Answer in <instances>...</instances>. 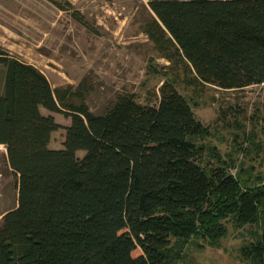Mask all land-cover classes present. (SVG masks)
<instances>
[{"label": "trees", "instance_id": "1", "mask_svg": "<svg viewBox=\"0 0 264 264\" xmlns=\"http://www.w3.org/2000/svg\"><path fill=\"white\" fill-rule=\"evenodd\" d=\"M146 3V34L197 83L264 82V0ZM0 66V144L17 177L16 205L0 218V264H176L192 240L217 246L227 222L257 228L240 252L264 264V179L243 164L231 172L235 159L203 143L211 131L174 77L155 103L119 94L95 113L2 47Z\"/></svg>", "mask_w": 264, "mask_h": 264}, {"label": "rangeland", "instance_id": "2", "mask_svg": "<svg viewBox=\"0 0 264 264\" xmlns=\"http://www.w3.org/2000/svg\"><path fill=\"white\" fill-rule=\"evenodd\" d=\"M152 14L146 0H0V47L34 64L53 88L70 86L68 99L84 101L95 113L119 94L155 103L162 81L174 77L177 90L211 131L203 143L235 159L231 172L243 164L264 179V82L229 90L197 83L180 61L162 56L146 34ZM53 114L61 125L70 122L63 113ZM63 134V128L54 131L51 146H59ZM16 202L17 177L0 144V218ZM226 227L217 246L190 241L176 264H253L240 247L257 228L230 222Z\"/></svg>", "mask_w": 264, "mask_h": 264}, {"label": "crops", "instance_id": "3", "mask_svg": "<svg viewBox=\"0 0 264 264\" xmlns=\"http://www.w3.org/2000/svg\"><path fill=\"white\" fill-rule=\"evenodd\" d=\"M53 114V113H52ZM67 125V124H66ZM53 134V133H52ZM51 141V140H50ZM62 141H63V138L61 139V142H60V145L59 146H51V142L49 143L50 147L52 148H59L61 147V144H62Z\"/></svg>", "mask_w": 264, "mask_h": 264}]
</instances>
